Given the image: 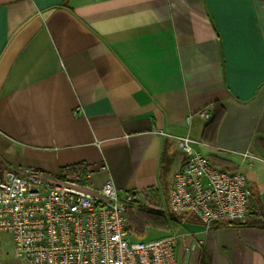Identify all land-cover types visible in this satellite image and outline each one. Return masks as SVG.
<instances>
[{
  "label": "crops",
  "instance_id": "0c3cea01",
  "mask_svg": "<svg viewBox=\"0 0 264 264\" xmlns=\"http://www.w3.org/2000/svg\"><path fill=\"white\" fill-rule=\"evenodd\" d=\"M180 136L246 174L247 222L170 212ZM25 166L139 194L181 264H264V0H0V174Z\"/></svg>",
  "mask_w": 264,
  "mask_h": 264
},
{
  "label": "built area",
  "instance_id": "2783aa9c",
  "mask_svg": "<svg viewBox=\"0 0 264 264\" xmlns=\"http://www.w3.org/2000/svg\"><path fill=\"white\" fill-rule=\"evenodd\" d=\"M177 139L185 162L174 176L170 212L192 214L208 227L247 222L253 191L246 174L216 166L191 137ZM135 202L139 194L122 198L111 182L96 187L89 177L10 168L0 174V233L11 235L16 256L30 264H181L175 232L130 242L128 211Z\"/></svg>",
  "mask_w": 264,
  "mask_h": 264
},
{
  "label": "trees",
  "instance_id": "16d2710c",
  "mask_svg": "<svg viewBox=\"0 0 264 264\" xmlns=\"http://www.w3.org/2000/svg\"><path fill=\"white\" fill-rule=\"evenodd\" d=\"M209 124L214 122V117H209ZM61 178H74L69 177L67 175H61L59 176ZM78 180H85V179H79ZM130 219V222L135 228L137 229L138 235H144L145 229L148 226H153L156 228H162L165 230L176 229L178 226V223L175 221V219L169 215H166L164 212L159 211L154 208L150 207H144L139 202L132 203L129 206L128 211V220ZM199 264H205L203 260L200 261Z\"/></svg>",
  "mask_w": 264,
  "mask_h": 264
},
{
  "label": "rangeland",
  "instance_id": "374dc122",
  "mask_svg": "<svg viewBox=\"0 0 264 264\" xmlns=\"http://www.w3.org/2000/svg\"><path fill=\"white\" fill-rule=\"evenodd\" d=\"M129 224H130V233H131L129 237L130 242H139V241L148 242L151 240L161 238L167 234V230L165 229L148 226L145 229L144 235H138L137 229L135 228V226L131 224L130 219H129ZM1 239L6 240L8 242L12 240L11 236L8 234L5 235V237L0 235V240Z\"/></svg>",
  "mask_w": 264,
  "mask_h": 264
},
{
  "label": "water",
  "instance_id": "95a60500",
  "mask_svg": "<svg viewBox=\"0 0 264 264\" xmlns=\"http://www.w3.org/2000/svg\"><path fill=\"white\" fill-rule=\"evenodd\" d=\"M189 256H190V252L187 253V255H186L185 259H184V264H188Z\"/></svg>",
  "mask_w": 264,
  "mask_h": 264
}]
</instances>
